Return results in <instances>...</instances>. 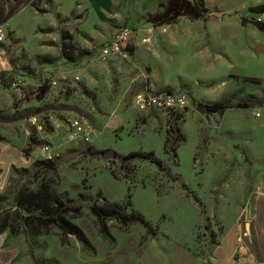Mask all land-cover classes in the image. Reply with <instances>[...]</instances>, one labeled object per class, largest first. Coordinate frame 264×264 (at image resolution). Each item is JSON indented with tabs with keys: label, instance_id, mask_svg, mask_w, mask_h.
I'll list each match as a JSON object with an SVG mask.
<instances>
[{
	"label": "rangeland",
	"instance_id": "obj_1",
	"mask_svg": "<svg viewBox=\"0 0 264 264\" xmlns=\"http://www.w3.org/2000/svg\"><path fill=\"white\" fill-rule=\"evenodd\" d=\"M77 1L29 0L10 18L14 2L0 0L6 31L0 45V145L6 148L0 149V160L9 156L10 162L0 174V195L7 198L4 206L16 188L64 196L80 208L66 218L90 248L54 225L22 227L8 242L0 239V264H212L232 210L243 206L239 196L249 175L255 170L264 178V49L263 38L254 36L257 19L264 23L259 12L264 3H240L230 14L212 10L216 21L179 17L151 25L154 32L143 45L147 18L166 0L142 15L141 0H89L87 9ZM189 1L205 7L204 0ZM124 25L134 30L125 46L133 57L100 59L99 50ZM80 51L87 57L73 63L64 56ZM247 63L255 67L251 76L244 75ZM44 84L48 92L39 102ZM146 89L184 93L189 105L178 112L138 111L134 97ZM246 100L251 109H232L222 117L196 109V104ZM256 111L262 118L254 117ZM33 116L37 125L29 122ZM45 116L63 128L54 130ZM13 117L17 120L10 121ZM71 120L79 122L88 143L69 138ZM174 126L184 139L173 144L177 163L164 154ZM44 147H50L53 167L36 173L33 164L48 161L41 155ZM105 150L119 156L153 152L165 169L134 161L130 173L118 160L88 153ZM29 151L31 162L24 166L19 159ZM90 205L138 213L154 235L139 223L125 226L114 219L103 222L105 234Z\"/></svg>",
	"mask_w": 264,
	"mask_h": 264
},
{
	"label": "trees",
	"instance_id": "obj_2",
	"mask_svg": "<svg viewBox=\"0 0 264 264\" xmlns=\"http://www.w3.org/2000/svg\"><path fill=\"white\" fill-rule=\"evenodd\" d=\"M15 4L10 11V18L17 13L19 6L28 3L29 0H12ZM50 0H47V2ZM37 7V3L33 4ZM260 13H264V6L259 9ZM207 9L200 3H193L189 0H166L165 4L160 6L155 14L150 15L147 18V23L155 27L173 23L179 17H187L192 20L203 19L208 16ZM255 26L262 32H264V23L256 22ZM66 49V48H65ZM74 51V50H72ZM123 52L128 56L133 57L132 52L123 47ZM81 56H84V52H80ZM67 61L75 62L73 53L68 56L65 54ZM78 61V60H77ZM48 92L46 84L39 88L38 100H42ZM253 103L250 101H243L237 103H231L229 101H222L210 105L196 104V109L205 114L206 116L217 114L222 117L227 111L232 109L249 110L253 107ZM40 109L36 110V113L40 112ZM1 118V117H0ZM16 120V118H14ZM172 138H167L164 143V154L169 155L171 153L173 160L177 163L178 156L176 150L173 148L177 142H183V137L180 135L178 128L172 127ZM173 144H175L173 146ZM172 146V147H171ZM29 152H25L29 154ZM91 156H96L101 159H114L118 160L121 168L126 171H130L129 163L134 161L148 162L155 166L159 171L164 170L163 163L159 160L153 152H132L126 156H119L116 153L105 150L98 152L88 151ZM53 161V160H52ZM52 161L36 162L33 164L32 169L37 173L42 169H51L53 167ZM132 173V170L130 171ZM176 181L178 177L175 178ZM184 189L185 186H182ZM7 198L0 195V236L7 233L10 237L18 234V229L22 227L30 229L33 227L38 229H46L51 225L56 226L65 236L74 237L84 248H90V244L85 237L81 229L70 222L66 215L69 213L78 214L80 208L78 206H71L67 203L64 196L56 197L51 194L47 189H39L36 192H27L22 188H16L10 196V205L4 206ZM5 207H10L5 211ZM91 213L96 219L101 222L102 232L106 234L105 224L106 220L114 219L120 222L122 225H129L133 223H139L145 227L147 231H151L150 226L144 220L143 216L138 213H132L126 215L123 213V209L119 206L109 207H97L96 205H90ZM5 214V215H4ZM18 225V228L16 226ZM16 227V230H15ZM30 227V228H29ZM152 235L154 232L151 231ZM36 234V232L32 233Z\"/></svg>",
	"mask_w": 264,
	"mask_h": 264
},
{
	"label": "crops",
	"instance_id": "obj_3",
	"mask_svg": "<svg viewBox=\"0 0 264 264\" xmlns=\"http://www.w3.org/2000/svg\"><path fill=\"white\" fill-rule=\"evenodd\" d=\"M77 2L80 7L84 6L86 9L91 4L89 0H79ZM141 2L143 7L138 5L140 6L139 10L141 15L146 12H155L154 8L157 5V0H141ZM240 3L242 7H244L247 5L250 6L251 4L255 5L264 3V0H204L205 8L209 13L204 21H216V17L214 16L215 14H210L212 10L223 11L225 14H230L233 7L238 6ZM88 12H91L88 14L89 19H93L94 15L92 14L91 9L88 10ZM254 29V36L256 38H260L261 40L263 38V42L259 43V45H261L264 49V32L260 31L258 28ZM86 33L88 32L86 31ZM80 52H77L76 56L73 55L74 59L82 60L87 57V53L84 52L85 55L81 56ZM243 70H245V76H251L255 67L252 63H247ZM3 82L4 78L1 77L0 92L2 91V86L4 85ZM42 100L38 101L41 102ZM14 118L16 117L11 118L10 121L17 120V118L16 120H14ZM61 128L63 127H60L57 130H60ZM4 148L6 147H2V145H0L1 150ZM0 152L2 153L0 154V158H3V151ZM22 154L23 156L21 155V158L19 159L20 163L24 166L29 165L31 162V152L29 154L22 152ZM6 157L9 159V156ZM8 159L0 160V174L5 173L7 170L6 167L10 164ZM253 172L255 173L254 175H252ZM253 172L249 175L250 179L245 184L244 194L239 196V198L242 199L243 206L240 209H235L234 211L232 210L234 218L232 219V222L225 227V230L221 234L217 244H215L211 259L212 264H264V178H262L261 173H258L255 170H253ZM2 237L3 239L6 237L5 239L7 242L9 241L7 238H12L7 233L2 234L0 239Z\"/></svg>",
	"mask_w": 264,
	"mask_h": 264
},
{
	"label": "built area",
	"instance_id": "obj_4",
	"mask_svg": "<svg viewBox=\"0 0 264 264\" xmlns=\"http://www.w3.org/2000/svg\"><path fill=\"white\" fill-rule=\"evenodd\" d=\"M257 20L258 23L262 21L260 18ZM154 29L155 28L153 26L149 25L143 38L140 39L141 44L145 45L149 43V36L154 32ZM133 31L134 30L129 26H122L113 36L111 41L99 50V58L105 60L111 56L127 55L123 52V47L129 44L133 35ZM5 39V26L0 24V45L3 44ZM48 83L51 85V87L56 86V81H49ZM188 105L189 98L184 93L156 92L146 89L143 92L136 94L134 97V106L138 111L141 112L148 110H166L178 112L187 108ZM254 117L256 119H260L262 118V113L260 111H256V113H254ZM45 119L49 121L54 130L63 127V124L54 119L52 116H45ZM29 122L32 125H37L38 118L36 116L30 117ZM66 126L71 128V134L69 135L71 140H80L86 143L90 141L87 135H82V128L78 121L71 120L69 125ZM41 155L48 161H52L54 159V157L51 155L50 147H44L41 151Z\"/></svg>",
	"mask_w": 264,
	"mask_h": 264
}]
</instances>
